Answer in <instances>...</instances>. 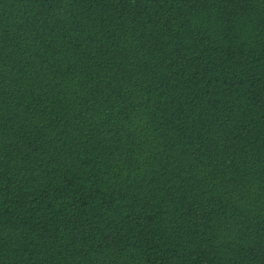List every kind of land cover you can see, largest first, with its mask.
Returning <instances> with one entry per match:
<instances>
[{"label": "trees", "instance_id": "obj_1", "mask_svg": "<svg viewBox=\"0 0 264 264\" xmlns=\"http://www.w3.org/2000/svg\"><path fill=\"white\" fill-rule=\"evenodd\" d=\"M0 264H264V0H0Z\"/></svg>", "mask_w": 264, "mask_h": 264}]
</instances>
